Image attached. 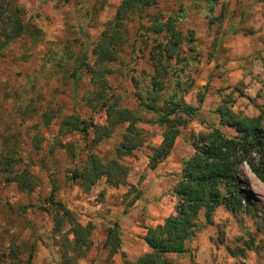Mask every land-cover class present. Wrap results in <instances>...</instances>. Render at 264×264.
Segmentation results:
<instances>
[{
	"label": "rangeland",
	"instance_id": "obj_1",
	"mask_svg": "<svg viewBox=\"0 0 264 264\" xmlns=\"http://www.w3.org/2000/svg\"><path fill=\"white\" fill-rule=\"evenodd\" d=\"M121 2L10 0L11 7L23 10L30 34L0 50V264H27L32 251L31 264H62L63 248L73 257L75 241L84 233L88 235L81 250L85 257L74 264H101L108 254L101 249L107 230L117 224L122 242V236L133 229L132 213L144 220V226L136 227L145 241L147 229L176 214L173 191L194 155L191 135L208 133L209 125L218 124L217 110L223 105L246 117L264 115V0H156L142 24L152 27L158 17L167 22L183 9L178 28L183 31L186 59L172 60L178 75L161 93L160 105L178 95L181 105L198 111L183 116L187 128L181 129L170 156L150 170L151 147L162 144L166 129L160 117L141 106L136 91L147 97L148 57L154 42L148 41L145 58L140 60L130 45L121 61L112 64L96 67L92 57L104 24L114 18ZM138 27L139 19L133 17L127 28L133 35ZM94 67L96 76L91 73ZM241 71L249 82L233 85V75ZM132 77L140 81L138 90ZM99 80L107 82L105 87ZM102 92L118 97L121 107L138 119L136 127L145 140L121 160L116 150L129 123L116 127L93 151L89 149L98 130L95 126L105 119L103 112L97 113ZM73 116L88 123V141L84 134L70 132ZM221 129L228 136L237 135L232 129ZM90 155L104 164L112 160L127 168L125 184L113 187L102 177L87 193L79 180L71 182L68 172L82 169ZM10 158L16 159L12 168L5 161ZM251 160L261 167L264 155L253 154ZM24 169L35 181L30 193L7 182ZM238 180L247 205L237 213L218 208L213 224L187 243V254L168 256L172 264H264V183L246 163ZM53 184L56 203L69 213L55 233L56 215L47 203ZM200 223H206L204 213Z\"/></svg>",
	"mask_w": 264,
	"mask_h": 264
},
{
	"label": "trees",
	"instance_id": "obj_2",
	"mask_svg": "<svg viewBox=\"0 0 264 264\" xmlns=\"http://www.w3.org/2000/svg\"><path fill=\"white\" fill-rule=\"evenodd\" d=\"M155 5L156 0H122L114 18L104 24L103 31L92 51L95 66L98 67L121 61L126 46H131V52L136 53L135 59H144V54L148 50V41L152 40L155 44L150 49L148 57L151 69L148 74L150 80L145 92L147 97L145 98L136 91L141 106L160 117L159 123L166 129L162 144L159 147H151L153 156L149 157L148 168L150 170H155L170 156L175 141L181 134V129L187 128L183 116H193L198 111L196 108L181 105L178 95L170 100L165 99L163 105H160L161 93L167 90L171 77L178 75V71L172 66V60L179 58L180 62H186L185 57H182L185 43L183 31L178 28L184 11L181 9V15L179 12L176 13L167 22H160L161 19L158 17L154 25L146 29L142 24L146 20L145 13ZM133 17L139 19V27L132 35L127 27ZM23 20L22 9L11 7L10 0H0V37L4 38V41L0 43V50L30 32ZM190 42H194L193 37L190 38ZM132 58H134L133 55ZM96 67L91 70L95 76L99 74ZM132 81L135 84V90H138L140 81L136 77H132ZM99 82L104 87L107 84L106 81L105 84L100 80ZM180 84L181 82L177 83V88L181 86ZM98 96L100 110L97 113L103 112L105 119L102 124L95 126L98 130L94 133L91 144H88L90 152L104 137H109L116 127L129 123L128 133L116 150V158L124 159L145 143L142 132L136 127L138 119L129 110L121 107L118 97L114 95L108 97L105 92ZM199 102L202 104L204 99L201 98ZM217 116L218 124L209 125L208 133L192 134L190 137L194 155L185 163L178 184L173 191L178 201L176 214L169 217L164 224L147 229L143 239L149 245L151 252L143 254L135 261L125 258L124 264H172L168 256L187 254V243L197 232L213 224V215L218 208L225 207L233 213L242 211L247 205L244 192L238 185L239 172L243 164H249L253 173L264 183L263 161L261 167H257L251 160L253 154L264 155V115L246 117L223 105L218 108ZM71 119L72 122L69 124L74 127L70 129V132H80L88 141L90 137L88 123L81 121L77 116ZM221 128L232 129L237 135L228 136L222 132ZM89 159L83 164L82 169L68 172V179L71 182L79 180L83 191L90 193L102 177H107L108 184L113 187L125 184L128 176L127 168L112 160L104 164L99 157L92 155ZM5 161L11 168L16 164L14 158ZM7 182L16 183L22 192L30 193L35 188L34 178L26 169L8 178ZM56 198L57 188L53 184V191L47 203L54 210L53 215H56L57 219V221L55 219L54 233L55 230L60 232L64 219L62 217L69 215L63 205L56 203ZM201 213H204L205 224L200 223ZM107 233V241L101 249L107 251L108 254L104 260H99L101 264H112L115 255L122 249L119 226L115 224L113 229L107 230ZM87 237L88 235L84 233L77 238L73 257H69L68 249L63 248L62 264H74L85 257V253L81 250L87 246ZM68 242L71 243L67 240ZM32 258L33 251L29 255L27 264H31Z\"/></svg>",
	"mask_w": 264,
	"mask_h": 264
},
{
	"label": "crops",
	"instance_id": "obj_3",
	"mask_svg": "<svg viewBox=\"0 0 264 264\" xmlns=\"http://www.w3.org/2000/svg\"><path fill=\"white\" fill-rule=\"evenodd\" d=\"M210 72H213V70H211ZM249 79L250 78L244 75L243 72L241 71L233 75V79L231 82H233V85L234 83H238L241 81H244L247 84L249 82ZM132 215L129 218L132 219L131 227H133V229L130 231L128 235L122 236V249L121 252L115 256L114 264H124L125 258H128L131 261H135L143 254L151 252L149 245L145 241L140 239V235H141L140 232H137L138 229L136 225L139 227L144 226L145 225L144 220L140 216L137 217L138 215H135L134 213H132ZM123 254L125 255V257H123Z\"/></svg>",
	"mask_w": 264,
	"mask_h": 264
}]
</instances>
